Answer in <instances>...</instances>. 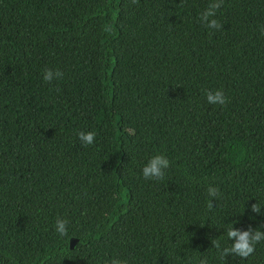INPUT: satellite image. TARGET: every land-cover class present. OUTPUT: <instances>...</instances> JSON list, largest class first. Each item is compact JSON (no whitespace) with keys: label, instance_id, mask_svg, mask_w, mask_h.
Segmentation results:
<instances>
[{"label":"trees","instance_id":"16d2710c","mask_svg":"<svg viewBox=\"0 0 264 264\" xmlns=\"http://www.w3.org/2000/svg\"><path fill=\"white\" fill-rule=\"evenodd\" d=\"M208 4L0 0V264H264V241L212 245L264 224V0H221L216 30ZM156 154L169 167L145 180Z\"/></svg>","mask_w":264,"mask_h":264},{"label":"clouds","instance_id":"9594fccd","mask_svg":"<svg viewBox=\"0 0 264 264\" xmlns=\"http://www.w3.org/2000/svg\"><path fill=\"white\" fill-rule=\"evenodd\" d=\"M221 0H209L207 8L200 14L199 20L209 30H216L220 28V24L216 19V10L220 7ZM261 32L264 33V27L261 28ZM62 76L59 70L53 71L46 69L43 72L42 79L45 82H50L55 78ZM206 100L209 104L213 105H225L227 103V96L222 89L215 91H207L205 93ZM79 140L83 144H92L94 142L95 133L92 131L78 132ZM169 159L162 155L156 154L151 156L147 163L141 168V176L145 180H162L165 174V170L169 167ZM219 189L213 185L207 187V194L210 198L217 196ZM211 207V204H210ZM264 209V202L257 200L249 206L248 211L251 213L260 214ZM250 219H255V216H250ZM68 221L66 219H57L54 225V230L59 237H65L68 234L67 228ZM225 235L230 242L228 245H222L219 240H212V245L216 249L220 258H226L231 255L240 259L250 257L256 248V245L260 241H264V224H259L257 227L249 225L245 229H239L233 226V224L225 229ZM131 257L129 258H113L106 264H132ZM195 258L192 256L187 257L186 264H192ZM197 264H208L207 257H200Z\"/></svg>","mask_w":264,"mask_h":264}]
</instances>
